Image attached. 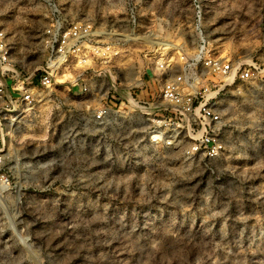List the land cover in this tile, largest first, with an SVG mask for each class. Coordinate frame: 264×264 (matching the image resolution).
Instances as JSON below:
<instances>
[{
  "label": "clouds",
  "instance_id": "9594fccd",
  "mask_svg": "<svg viewBox=\"0 0 264 264\" xmlns=\"http://www.w3.org/2000/svg\"><path fill=\"white\" fill-rule=\"evenodd\" d=\"M65 2L42 0L38 5L53 21L51 25L17 19L0 31V264H264V110L241 111V105L252 103L249 96H230V89L224 87L232 83L240 65L246 66L243 80L248 81L250 73L264 77V52L259 51L264 47V0H222L223 12L218 15L230 19L219 29V40L210 39L215 30H210L211 21L201 20L196 0L190 5L188 0H168L166 7L152 0L148 8L145 0H72L74 11L65 9ZM17 6L18 0L8 5ZM153 8L159 16L148 28L147 38L134 39L143 28L138 18ZM78 14H83L80 24L75 23ZM161 22L163 29L157 31ZM26 23L28 27H20ZM34 23L40 24L41 45L46 50L41 62L47 61L51 68L44 78L51 83L39 91L24 87L30 84L32 73L26 56L37 47L30 45L25 32ZM61 24L74 26L57 50L52 44ZM89 24L94 27L88 28ZM116 28L121 32L115 33ZM44 29L50 32L47 41ZM98 35L104 37L102 42ZM182 37H190L193 48L180 43L182 62L170 61L166 52L175 50ZM97 43L107 45L102 60L89 47ZM137 45L139 52L134 50ZM18 46V51L6 55L9 48ZM226 49L222 59L219 53ZM129 56L142 60L144 66L153 65L155 78L141 82L135 99L131 87L121 92L128 101L121 115L146 125L139 131L151 137V154L137 147L140 140L134 135L135 128L114 135L103 133L99 141L95 136H78L75 129L59 136L49 131L56 128L54 108L59 116L65 113L64 106L67 111L84 107L70 103L67 85L63 92L57 90L58 78L71 73L66 78L85 95L96 92L98 77L111 76L112 86L122 87L115 83L113 71L130 63ZM202 57L207 67L198 66ZM227 58L232 59L231 70ZM163 71L170 75V87L161 79ZM209 71L215 75V84ZM17 88L19 96L13 98ZM222 89L223 95L209 104ZM198 95L203 99L194 109L188 100ZM21 98L28 100L22 109L23 127L17 124L14 128L17 117L4 110L15 111ZM33 101L41 103L37 106ZM168 108L177 116L166 119L163 129L160 121L149 123L151 117L143 116ZM113 109L106 103L86 116L92 127L107 128ZM221 123L229 124L235 133L229 134L226 145L233 158L250 165L229 163L220 169L228 173L223 180L215 167L208 171L219 158L215 149L208 154L214 159L208 162L197 152L210 134L219 132ZM34 143L41 147H29ZM195 173L203 175L193 187ZM121 196L136 211L124 216L109 214L105 205L115 206ZM229 207L256 214L251 234L241 230L239 236L228 241L221 237L220 243H213L216 218L223 217ZM56 220L66 221L58 233L49 228Z\"/></svg>",
  "mask_w": 264,
  "mask_h": 264
},
{
  "label": "rangeland",
  "instance_id": "374dc122",
  "mask_svg": "<svg viewBox=\"0 0 264 264\" xmlns=\"http://www.w3.org/2000/svg\"><path fill=\"white\" fill-rule=\"evenodd\" d=\"M56 0H52V3H55ZM17 0H0V31L3 30V28L7 25L12 24L17 19L24 20L27 22H40L43 21L46 25H51L53 21H50L48 16L44 15L38 8V5L42 3V0H18V6L15 8L8 7L9 4H16ZM152 3V0H145V8H148ZM161 6L166 7L168 0H160ZM196 3L200 6L199 9H201L203 19L202 21L208 22L211 21L210 24V30L213 31V35L210 39H216L219 40L222 33L219 31V29H222L224 24L229 22V17L225 15H218V13L223 12L222 7V0H196ZM188 4H191V0H188ZM65 9H71L74 11L72 0H66L65 4L63 5ZM7 9V10H5ZM28 9H31L30 11H26ZM83 14H78L76 17V20H81ZM159 16V12L153 8L151 11H148L145 13L143 17L138 18L137 22L141 23L143 22V28L142 30H138L134 35L139 36V38H147L146 34L148 31V28L152 27V25L155 22V17ZM20 27L26 28L28 27V24L21 25ZM117 29V28H116ZM163 29V22H161L157 26V31H160ZM41 27L39 23H34L33 26L30 28V31L25 32V35L29 37V43L30 45H36L37 47L34 48L33 51H30L27 53L26 61L32 65V71L36 68H40L43 62H41V57L44 56V46L41 45ZM44 33L46 29L43 30ZM204 30L202 29V32ZM121 32V29H117L115 33ZM10 34V33H9ZM128 33H125L127 35ZM103 37V36H100ZM180 43H185L188 48L191 50L193 48V41L190 37H182L180 40L177 41V48L175 50L169 48L166 52V55L168 56V59L170 61H181L182 62V56H184L183 52L179 48ZM19 46L17 49L11 48V53L14 51H18ZM135 51L139 52V46L137 45L134 48ZM226 51L220 52L219 56H225ZM259 51L264 52V47H261ZM141 57L143 53H140ZM149 56L152 55V53H148ZM157 57H159V53H157ZM130 63H128L126 66L121 67L118 72L115 71V75H118L119 79L117 80L116 84L121 85L122 87H112L110 84H104L102 87H96V92H89L87 95H78L76 92V88L71 83H65L61 85H57V90L60 92L64 91L65 86L67 85L69 88V91L67 93L69 101L73 105H84L83 108L80 107H73L71 111H67V106L65 107V113L62 115L57 116L56 113L58 112L57 109H53V115L56 117L55 123L56 128L55 129H49V131L54 132L56 136H59L62 132L65 130H73L75 129L77 132V135H88V136H95L97 137L98 141L102 137L103 133H108L109 135H114L116 133H123L125 130L131 131L133 128H135L137 131L134 133L137 139L140 140V144L137 147L142 148L145 152L148 154H151L153 149L151 148L152 141L149 140V136H145L143 132L139 131L140 129L146 127L145 124L137 123L136 118L134 117H127L124 115H121L123 111H126L125 105L128 103L127 99L123 98L121 96V92L127 93L130 88V83H132L136 76L138 75V72L140 69H143L144 64L142 63V60H136L133 57L129 56L127 58ZM151 65V64H150ZM200 67H203L200 65ZM40 74V73H39ZM39 76V75H38ZM152 71L151 69L147 70L144 76L145 81L152 80ZM209 79L217 82L215 75L209 74ZM223 83V81H221ZM246 86V87H245ZM225 88L230 89L229 95L236 97L240 93H243L244 95H248L251 104L247 105H241L240 109L241 111L247 112L252 110V108H256L257 110H264V81L261 82L257 87H255V91L251 93V85L249 82H236L232 86H225ZM239 89V91H238ZM140 91L136 90V94ZM211 91L215 92V88H211ZM97 95L101 98L98 99ZM223 95V89L221 92L217 93V98ZM243 97L241 96V99ZM214 99V100H215ZM102 101L104 103H102ZM110 103L114 106L113 109V115L109 116V120L112 121V124L110 127H103L102 125H97L95 127H92L91 121L87 119L86 114L91 112L93 108H100L103 107L104 104ZM222 110V109H221ZM158 117L163 118V111H159L157 113ZM144 118L147 120L149 118V114H143ZM151 120H149V123H151L153 120L152 116ZM163 129V128H162ZM171 131V130H170ZM235 135V133L231 132V128L229 124L222 123L220 126V130L217 133L220 142L218 143L219 153L216 155V157H219L218 159H215V163L210 164L208 171H211L213 167L216 168L218 178L223 180L224 177L228 175L226 172L220 171L222 168H227L229 163H236L243 167H248L250 165L246 164L242 159L236 158L234 159L231 155V151L226 145L229 143V134ZM25 136H30L32 134L30 133H24ZM167 135V133H165ZM49 137L47 135L44 136V140L47 141ZM262 147H264V142L261 144ZM29 147H41L40 144L34 143L33 145H29ZM99 148V144L97 145ZM197 152L204 157V161L208 162L210 159L209 152L207 149V143H204L203 145H200L197 148ZM251 155V153H250ZM27 158H25L26 160ZM30 162V161H28ZM203 175V173H195L192 180H197V177ZM199 181L197 180V184L193 185V187L198 186ZM223 186V185H222ZM98 195V193H97ZM39 207V205H38ZM105 207L108 208L109 214H117L120 216H124L130 212H135V209H132L128 207L125 202L124 198L121 196L119 198V203H117L115 206L109 207L107 204ZM174 207V206H172ZM219 211V209H217ZM256 218V214L253 213L250 210H238L232 207H229L228 212L224 214L223 217H217L216 223L214 225V230L216 231L217 235L215 236V239L212 241L213 243H220L221 237L224 238L225 241L230 240L234 235L239 236L241 235V230H243L244 235H250L251 234V227L252 221ZM51 219H55L54 217H51ZM87 219V218H86ZM99 222V221H97ZM65 220H56L54 224H51L49 226L50 231L52 232H60L61 226L65 224ZM204 243H209L208 240H205ZM219 251V250H218Z\"/></svg>",
  "mask_w": 264,
  "mask_h": 264
},
{
  "label": "built area",
  "instance_id": "2783aa9c",
  "mask_svg": "<svg viewBox=\"0 0 264 264\" xmlns=\"http://www.w3.org/2000/svg\"><path fill=\"white\" fill-rule=\"evenodd\" d=\"M198 12H199L200 18L202 20L203 19V15H202L201 9H199ZM75 23L76 24H80L81 20H76ZM72 26H74V25H71L69 28H65L64 24H61L60 29L58 30V39L52 44L53 48H55L57 50H59L61 48V46L65 43V38L69 37ZM87 27L88 28H93L94 26L89 24V25H87ZM117 29H113V31L116 32ZM201 32H202V29H201ZM118 33H120V32H118ZM127 35H129V34H127ZM49 36H50V32H48L46 30L45 33H44L43 39L45 41H47ZM100 36H102V35H98V41L102 42L104 40V37H100ZM134 39L139 40L140 38H139V36L134 35ZM89 47L93 50V55H99L101 57V60L107 55V51L105 50L107 48V45H103L102 43H97V44L89 45ZM6 55H8V56L12 55L11 48H9V51H8V53H6ZM45 55H46V50H44V56ZM220 57L222 59L225 58V56L224 57L220 56ZM182 59H183V56H182ZM253 62L254 63L256 62L255 58H253ZM226 63L228 65L229 70H231L232 67H233L232 59L231 58H227ZM197 64H198V66L201 65L203 67H207V64L204 62L203 57L199 61H197ZM42 65L43 66H41L40 68H36L35 70L32 71L30 84L26 83L24 85V87H32L33 89H35L37 91H39L40 89L48 87V85L51 82L50 81L46 82L44 78L48 75V72L51 71V68L49 67L47 61H43ZM245 67H246L245 65H240L239 68L235 69V72H234L233 77H232V83L231 84H225V86H229L230 87V86L234 85L236 82H249V81H252V82H249V83L251 85V93L254 92L255 91V87H257V85H259L261 82L264 81V77H253L251 75V73H250L249 74V80L248 81L243 80L242 73H243ZM247 67H250V66H247ZM45 68H48V71H45ZM149 69H151L152 76H153L152 79H154L155 77L153 75V65H148L147 67H144L143 69L139 70L138 75L136 76V78L134 80L135 83H133V82L130 83V85H131L130 87L133 89V96H132L133 99L136 98V90H139V89H141V87H143V84L141 82L145 81L144 76H145L146 71L149 70ZM251 71H252V73H255L256 69L252 68ZM113 74L115 75V71H113ZM209 74L214 75L211 71H209ZM228 74H229L228 72H225V76H227ZM71 75H72L71 73H64L62 75V77L58 78L56 87H57V85H61V84H65V83H67V84L71 83V80L66 78V77H70ZM115 76H116V80H115V83H116L117 80L119 79V77H118V75H115ZM160 76H161V79L164 81V83L167 84L170 87L171 85L169 84V80H170L169 73L167 71H163V72L160 73ZM12 83H13L12 81H9V83H8V89H9L10 92H12ZM106 83L110 84L112 86L113 81H112V77L111 76H108L106 79L104 77L96 78V87L100 88ZM211 83L215 84L216 82L211 80ZM201 91H203V89H201ZM238 91H239V89H238ZM19 92H20V89L17 88L12 93L13 94V98H17L19 96ZM75 93H77L78 95L79 94L80 95H85L84 93H79L77 91ZM166 94L167 93L165 92L164 95H166ZM175 95L176 94L173 91L172 96L175 97ZM216 97H217V95H216ZM216 97L210 98L209 99V104H212ZM202 99H203V97L199 96V95L197 97H195V98H192L190 96L189 100H188V103L194 109L195 108H199V104L202 101ZM21 101L22 102L20 103V105L17 107V109L15 111L9 112V110H7V109L4 110L5 114L17 117L16 122L13 124L14 128L17 126V124H19L21 127H23V124L21 123L22 119L24 118V113H23L22 109L27 105L28 100L24 99V98H21ZM33 103L37 104V106H39V103H41V102L33 101ZM205 107H208V105H205ZM160 111H163V118L158 117L157 113L159 111L155 112V113H144V114H149L150 116H152L154 121H157V120L160 121L159 128L162 129V128L165 127L164 121L166 119L169 120V121L173 120V118H175L177 116V113L175 111L171 110V108L162 109ZM4 123L7 124L8 121L5 120ZM177 123H179L178 120H177ZM221 124H220V126H221ZM170 130H171V128H169V131ZM7 140H8V137H5V141H7ZM149 140H151L150 136H149ZM219 142H220V138H219L218 134H210L209 135V139L207 141H205V143H207L208 152L211 153L213 151V149H215V154L218 155L220 146L217 147V145H219L218 144Z\"/></svg>",
  "mask_w": 264,
  "mask_h": 264
}]
</instances>
